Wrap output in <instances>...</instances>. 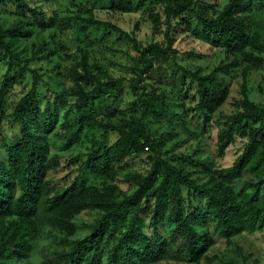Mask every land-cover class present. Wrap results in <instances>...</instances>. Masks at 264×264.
<instances>
[{
  "label": "trees",
  "instance_id": "obj_1",
  "mask_svg": "<svg viewBox=\"0 0 264 264\" xmlns=\"http://www.w3.org/2000/svg\"><path fill=\"white\" fill-rule=\"evenodd\" d=\"M107 1L114 13L133 10L134 0ZM8 3L16 7L22 20L0 28V58L8 60L0 81V135L11 88L26 78L23 72L33 74L34 82L12 114L20 125V141L7 145L0 138L7 154L5 161L0 157V264L28 260L45 229L61 235L53 257L45 264H201L203 260L213 264L208 254L216 244L211 229L227 242L264 230V106L250 99L248 89L251 74L264 67V29L254 13L264 8V0H229L218 13H211L198 0H156L160 11L150 9L149 17L163 39L147 46L85 8L67 22L80 21L123 34L138 55V67L129 80L115 79L102 67L90 65L88 53L82 52L78 66L67 69L72 87L58 93L54 102L47 101L44 108L38 72L22 66L17 46L33 36V27L50 30L59 20L30 0H0V4ZM174 32L224 49L229 62L207 74L180 65ZM47 46L43 39L35 54ZM235 70L242 78V99L237 111L218 129V153L226 156L238 140L244 145L232 166L221 172L223 180L210 187L193 178L183 162L165 157L147 120L170 114L185 119L189 111H195L208 125L229 97L219 75L229 76ZM126 80L135 96L129 116L115 108ZM147 80L152 83L143 85ZM175 82L194 91L190 97L189 91L179 97L177 110L162 90ZM187 98L194 107H187ZM96 103L105 106L107 121L98 118ZM120 113L121 121H113ZM58 126L66 134L67 147L79 142L86 130H103V139L91 150L81 171L103 178V186L90 185L82 173L68 187L54 185L50 173L58 170L60 158L51 155L48 135ZM111 132L118 138L109 144ZM145 154L151 160L146 175L123 168L129 159ZM197 162L211 171L209 161ZM247 175L254 179L244 181L236 191L235 181ZM121 176L136 187L122 198L116 184ZM194 201L206 205L197 206ZM86 211H97L100 217L84 237H76V219Z\"/></svg>",
  "mask_w": 264,
  "mask_h": 264
},
{
  "label": "rangeland",
  "instance_id": "obj_2",
  "mask_svg": "<svg viewBox=\"0 0 264 264\" xmlns=\"http://www.w3.org/2000/svg\"><path fill=\"white\" fill-rule=\"evenodd\" d=\"M206 5L211 13L222 11L229 0H198ZM32 4L42 5L49 12L50 16H57L58 24L50 30L32 28L33 36L22 40L17 46L18 52L22 54L21 64L27 66L29 70H35L40 77L38 86L39 99L44 108L47 101L54 102L57 94L72 87L67 76V69L78 66L81 61L82 52L88 53L90 65H97L105 69L115 79L125 78L129 80L133 77V69L138 67V55L133 49L132 43L121 33L112 31L107 27H91L80 21H73L71 24L67 19L73 17L83 9H92L94 16L103 22H109L122 31L132 34L142 45L147 46L151 43L161 41L162 34H158L153 28L149 17V10L155 7L160 11L156 0H134L133 10L128 13H114L110 10V2L107 0H30ZM16 7L8 3L0 4V28H8L22 17L18 14ZM255 18L261 28L264 29V8L255 11ZM61 21V22H60ZM177 38L174 48L179 52L177 62L180 65L200 70L203 74L210 73L220 65L228 63L230 60L224 49L212 48L208 44L197 40L186 33L174 32ZM53 37L51 38V36ZM47 40L48 46L39 53L35 54L38 44ZM174 71L176 66L170 63ZM8 68V60L0 58V81ZM25 79L14 85L7 99L6 118L1 124L2 134L7 145H13L20 141V125L13 121V111L16 103L30 90L34 82L31 73L23 72ZM124 82V89L119 102L115 105L117 112H123L129 116L131 103L135 100L130 89L129 81ZM219 81L228 87L229 97L224 105L217 112L212 122L204 125L199 120L195 111H189L187 117L182 119L170 114L161 120L150 117L147 120L149 129L156 134L162 146L165 157L174 162H183L185 169L193 173V178L199 179L200 184H214L221 182V172L230 168L238 155L241 153L244 141L238 140L237 143L228 149L226 156L221 157L218 153L217 132L227 118L233 115L239 108L241 96L242 78L240 71L235 70L231 75H219ZM152 83L147 80L143 85ZM153 84V89H157ZM188 86H181L175 82L173 86H162L170 99L173 110L179 109V97L193 95L192 89L187 90ZM250 99L258 105L264 106V67L254 71L249 77L248 83ZM187 107H194L192 100L186 99ZM111 103V102H110ZM96 114L98 118L107 121L105 117L108 112L101 103H96ZM121 113L113 121H121ZM106 118V119H105ZM65 132L58 126L54 132L48 135L51 146V155H58L60 166L58 170L50 173V178L54 185L59 189L68 187L79 175H84L88 183L93 186L101 187L106 181L103 178L89 175L86 170L82 171V165L86 161L92 149L98 146L103 139V130H86L81 140L77 143L67 145ZM118 135L111 132L108 136L109 144L116 141ZM0 157L7 159L6 150L0 142ZM209 161L211 171H208L198 162ZM151 160L148 154L129 159L125 162V170L134 171L140 175H146L150 169ZM254 179L247 175L242 181L237 180L233 184L236 191L243 185L244 181ZM116 184L120 188L119 197L131 194L136 187L127 182L121 176ZM185 197L187 193L184 191ZM197 206H205V202L194 201ZM100 217L97 211H86L77 219L78 234L76 237H84L90 226ZM216 244L209 251V257L214 259L213 264H264V230L253 234H241L233 238L230 242L225 241L211 229ZM59 234L44 232V238L51 241V245L42 250L39 255L42 257L43 264L53 257V252L57 246ZM34 250L28 260L16 261L14 264H28ZM162 264H186L184 262L166 261ZM201 264H208L205 260Z\"/></svg>",
  "mask_w": 264,
  "mask_h": 264
},
{
  "label": "clouds",
  "instance_id": "obj_3",
  "mask_svg": "<svg viewBox=\"0 0 264 264\" xmlns=\"http://www.w3.org/2000/svg\"><path fill=\"white\" fill-rule=\"evenodd\" d=\"M47 229H45V233ZM51 245V241L44 238V233L41 234V237L36 241L35 252L33 253L31 259L28 261V264H43L42 257H40L39 253L45 248Z\"/></svg>",
  "mask_w": 264,
  "mask_h": 264
}]
</instances>
